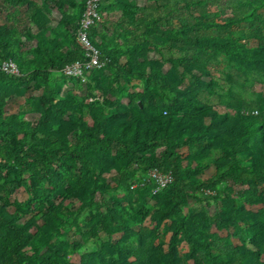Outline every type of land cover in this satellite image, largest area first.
Instances as JSON below:
<instances>
[{
  "label": "trees",
  "instance_id": "obj_1",
  "mask_svg": "<svg viewBox=\"0 0 264 264\" xmlns=\"http://www.w3.org/2000/svg\"><path fill=\"white\" fill-rule=\"evenodd\" d=\"M85 1L0 0L24 6L37 28L19 34L0 23V63L19 71L0 72V264H72L80 245L51 241L65 217L85 211V238L97 230L107 240L78 264H264V99L250 109L236 91L264 82V0L220 10L214 0H100L89 39L103 66L82 84L62 69L84 60L73 34ZM108 10L119 19L111 42L97 28L108 32ZM208 96L226 99L228 111ZM14 98L24 104L9 113ZM154 169L172 181L152 194ZM120 189L122 201L99 203ZM147 217L153 228L142 225Z\"/></svg>",
  "mask_w": 264,
  "mask_h": 264
},
{
  "label": "rangeland",
  "instance_id": "obj_2",
  "mask_svg": "<svg viewBox=\"0 0 264 264\" xmlns=\"http://www.w3.org/2000/svg\"><path fill=\"white\" fill-rule=\"evenodd\" d=\"M35 2H38L39 0H34ZM80 1V0H76ZM154 0H138V4L140 6H146L149 7L153 4ZM182 1V0H178ZM231 2V0H214L211 3V10H220L222 9L226 3ZM110 4V2L104 3L103 6L107 7ZM26 8L24 6H20L17 8H12L6 4H1L0 3V23L1 24H8L12 26L19 34H23L27 29H30L32 32H35L37 28L32 25L31 23L28 22L26 18ZM57 18V15H54ZM101 23L104 25V29H107L108 32H103L101 24L97 25V28L100 32L105 34V37L107 38V42L113 41V38H111V34L116 30V23L119 21L118 15L114 10H108V12H105L101 16ZM174 24H176V20L172 21ZM129 29L131 27L129 26ZM150 59H156L158 58V55L155 53L149 54ZM109 77H114L112 70L108 72ZM215 78L218 80L220 88H215L214 93L223 95L226 93L227 86L224 84V82L218 78L216 75ZM133 86L135 87L137 92H140L142 89V84L138 80L133 81ZM80 89V90H79ZM79 89H76L74 86H69L66 85L63 89V92L65 93L66 91H72V93L77 94L78 97H86L89 95L88 93L92 92L91 94L94 96V98L97 100L99 104L103 103L104 99L101 97L99 92L96 91H89L85 87H79ZM237 93H240L242 96V99L245 104H247L250 109L259 106L258 102L260 99H264V82L262 84H256L253 85L251 88L247 90H241V89H236ZM34 94V93H32ZM114 98L109 97L108 102L113 101ZM207 102L208 104L214 106V108L218 111L222 112H227L228 108L226 106V102H228L226 99H219L216 96H208L207 97ZM24 101L23 99H17L14 98L10 100L6 106V111L9 113H15L21 107L23 106ZM263 107V106H261ZM36 117L34 115H26V120L29 122H34ZM85 119L90 122L89 117H85ZM205 173V174H204ZM202 172L199 174L197 177L199 178H205L210 172ZM222 188V187H221ZM238 189V188H236ZM126 193L124 190L120 189L117 192H113L112 194H106L103 195L102 197H97L99 203H105V204H110L112 199H119L122 201L126 197ZM13 199H16L18 201H23L26 198L25 194V188L23 186L19 187L16 189L15 193L12 196ZM190 206L193 208H199V204L195 203L194 201H191ZM213 206L209 207L208 211H212ZM184 213H187V210H184ZM125 215V214H124ZM127 215H125L126 217ZM92 219L91 211H85L80 215H75L74 213L69 214L67 217L64 218V222L62 225V230L60 229L58 236H56L51 243L60 241L62 243L66 242L69 245L73 243H77L80 245L78 251L71 255L69 257V261L72 264H78L80 261V257L84 254L93 252L96 249V246L101 245L107 240V237L104 233L100 231H92V233L95 234V238L91 239H86L85 231H89L88 224L90 223V220ZM166 221L162 223V226L165 225ZM142 225L146 228H153L155 226L154 223H152L149 219V217L145 218L144 221L142 222ZM160 226V227H162ZM212 232H215L221 237H224L227 235L226 231H216L215 229H212ZM115 237L119 238L120 233H115ZM168 237V236H167ZM166 237V238H167ZM184 248L185 245H182ZM188 264H192L191 262H188Z\"/></svg>",
  "mask_w": 264,
  "mask_h": 264
},
{
  "label": "built area",
  "instance_id": "obj_3",
  "mask_svg": "<svg viewBox=\"0 0 264 264\" xmlns=\"http://www.w3.org/2000/svg\"><path fill=\"white\" fill-rule=\"evenodd\" d=\"M99 3L100 0L85 1L83 13L73 34L76 45L83 52L84 60L76 61L62 69L63 75L71 79H79L82 84L85 83L86 77L93 69L103 66V62L100 61L99 50L92 45L89 39L90 28L94 27L97 20H99ZM0 72L11 76L19 75L16 64L11 60L2 61L0 63ZM256 113L257 112H254V114ZM149 177L156 185L152 194L165 188L172 181V177L169 173H161L155 169L150 171Z\"/></svg>",
  "mask_w": 264,
  "mask_h": 264
}]
</instances>
